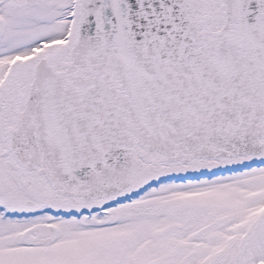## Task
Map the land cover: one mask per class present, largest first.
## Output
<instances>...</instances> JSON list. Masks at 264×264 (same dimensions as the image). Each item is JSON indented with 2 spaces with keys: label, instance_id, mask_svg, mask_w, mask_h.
I'll return each instance as SVG.
<instances>
[{
  "label": "snow or ice",
  "instance_id": "snow-or-ice-1",
  "mask_svg": "<svg viewBox=\"0 0 264 264\" xmlns=\"http://www.w3.org/2000/svg\"><path fill=\"white\" fill-rule=\"evenodd\" d=\"M0 264H264V0H0Z\"/></svg>",
  "mask_w": 264,
  "mask_h": 264
}]
</instances>
